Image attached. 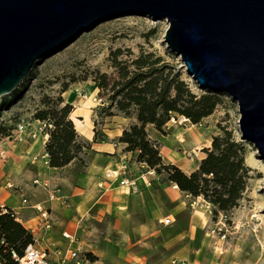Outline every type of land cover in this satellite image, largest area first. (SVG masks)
<instances>
[{"label": "rangeland", "instance_id": "374dc122", "mask_svg": "<svg viewBox=\"0 0 264 264\" xmlns=\"http://www.w3.org/2000/svg\"><path fill=\"white\" fill-rule=\"evenodd\" d=\"M167 27L165 19H153L139 12L114 16L90 25L68 44L38 59L14 90L0 96V153L6 150L1 140L11 139L6 135L16 123L38 120L34 114L45 108L42 101L46 97L55 101L61 96L63 103H70L73 108L69 117L73 119L76 132L89 133L92 127L96 139L105 140L107 136L110 139L121 125L128 128L137 122L133 111L125 115L112 108L114 115H107L108 110L103 108L109 104V93L101 91L93 80L98 72L115 75L111 53L118 49V60H131L141 52H155L175 64L192 92H204V88L187 75L179 55L167 47L164 40ZM64 84L67 89L62 91ZM218 95L220 101L214 111L198 123L173 114L161 130L152 124H146L145 129L150 140L157 143L163 161L175 164L188 174L197 169L205 156L203 150L211 146L212 137L221 134V128L231 130L234 138L243 141L245 146L244 162L249 167L246 187L237 206L223 211L203 196L180 191L165 174H158L137 161L139 167L134 170L143 175V187L146 182L152 185L151 193L158 206L150 239L157 244V251L144 258L146 263L174 259V264H264V160L255 146L241 136L236 101L225 92ZM84 118L88 123L82 121ZM38 125L36 122L35 127ZM79 138L85 140L80 135ZM90 150L89 145L86 146L74 159L77 170H80L77 166H84L88 161ZM7 158L4 161L6 177L11 178L30 165L27 157L10 156L6 162ZM164 218L169 222H162ZM92 220L94 230L103 233V221ZM113 233L110 237L117 241L118 236ZM177 237L176 243L168 242Z\"/></svg>", "mask_w": 264, "mask_h": 264}, {"label": "water", "instance_id": "95a60500", "mask_svg": "<svg viewBox=\"0 0 264 264\" xmlns=\"http://www.w3.org/2000/svg\"><path fill=\"white\" fill-rule=\"evenodd\" d=\"M143 13L200 88L236 101L238 126L264 159V0H0V96L90 25Z\"/></svg>", "mask_w": 264, "mask_h": 264}, {"label": "trees", "instance_id": "16d2710c", "mask_svg": "<svg viewBox=\"0 0 264 264\" xmlns=\"http://www.w3.org/2000/svg\"><path fill=\"white\" fill-rule=\"evenodd\" d=\"M120 50L111 53L115 75L101 72L93 77L100 90L107 91L109 104L103 109L114 115L112 108L129 115L135 112L137 122L122 130L118 141L124 150L136 153V160L147 165L158 174L177 185L178 189L192 196H203L219 210L237 206L246 187L249 167L244 162L243 141L234 138L231 130L221 128L222 133L212 137L211 146L203 151L196 170L186 173L172 163H165L157 143L150 140L146 124L161 130L173 114L198 123L210 115L219 103L217 91L204 89L195 94L182 72L175 64L155 52H141L131 60H118ZM67 89L64 84L62 91ZM45 108L35 112L34 118L47 120L44 144L47 163L51 167H62L90 144L80 140L69 117L73 106L63 103L59 96L55 101L45 98ZM8 134V132H7ZM95 140H100L96 139ZM102 140V139H101ZM33 242V234L8 207L0 209V261L2 264H18L12 254L21 256L25 247ZM87 255L93 259L91 253Z\"/></svg>", "mask_w": 264, "mask_h": 264}, {"label": "crops", "instance_id": "0c3cea01", "mask_svg": "<svg viewBox=\"0 0 264 264\" xmlns=\"http://www.w3.org/2000/svg\"><path fill=\"white\" fill-rule=\"evenodd\" d=\"M79 117L83 115L79 114ZM82 121L88 123L85 118ZM36 122L29 121V128L35 129ZM120 128L115 129L111 138L107 136L105 140H95L92 127L89 133L78 132L91 149V156L84 166H77L80 170L76 169L74 161L62 167L49 166L45 141L41 137L32 139L26 132L22 140L2 139L1 144L6 145V150L0 153V209L11 208L22 224L32 229L39 246L50 252L55 249L65 252L79 248L95 256L99 264H174V259L172 262L163 260L161 263L144 261L149 253L157 251V244H153L150 239L154 219L158 217V206L151 193L152 185L146 182L143 187V175L134 170L139 167L136 154L124 150L125 145L118 141L125 126L121 125ZM5 156H8L6 162L10 156L20 159L27 157L30 165L11 178L6 177ZM123 162L128 164L127 177L134 179L137 184L135 189L105 177L106 171L117 168ZM140 165L143 163L140 162ZM35 178L41 182L47 181L51 186H58L61 196L49 200L47 190L33 183ZM145 196L147 199H144ZM23 199L26 202H22ZM172 199L174 201L176 198ZM35 205L49 211L52 219L50 230L37 229L39 216ZM92 218L103 221V233L94 230ZM113 231L118 236L117 241L110 237ZM65 232L75 239L64 237ZM80 233L84 236L81 237ZM171 239L168 242L174 244L178 237ZM161 256L165 259V255Z\"/></svg>", "mask_w": 264, "mask_h": 264}, {"label": "built area", "instance_id": "2783aa9c", "mask_svg": "<svg viewBox=\"0 0 264 264\" xmlns=\"http://www.w3.org/2000/svg\"><path fill=\"white\" fill-rule=\"evenodd\" d=\"M37 121L39 125L33 130L29 128V121H20L19 123H16L10 133L6 135V138L22 140L23 135L27 132L32 139L41 137V140L46 141L48 136L47 128L51 125L45 121ZM128 171V164L123 162L117 168L106 171L105 177L119 181L120 185L127 186L129 189H135L137 184L134 179L127 177ZM33 183L41 185L47 190L49 200H54L61 196L60 188L58 186H51L49 182H41L38 178H35ZM61 199L63 200L64 198ZM22 202H26V199H23ZM34 208L38 211L39 216L37 229H43L45 231L50 230L52 226V219L49 217L48 210L39 205H35ZM163 221L167 223L169 222V219L165 218ZM30 231L32 233V229ZM64 237L69 238L70 240L75 239L67 232L64 233ZM12 256L18 264H99L96 259L87 256L79 248L68 249L65 252L60 249H55L50 252L39 246L38 239L34 237V235L33 242L29 243L25 247L21 256H17L15 253H13ZM173 263H175V260H173ZM0 264H2L1 261Z\"/></svg>", "mask_w": 264, "mask_h": 264}, {"label": "bare ground", "instance_id": "6f19581e", "mask_svg": "<svg viewBox=\"0 0 264 264\" xmlns=\"http://www.w3.org/2000/svg\"><path fill=\"white\" fill-rule=\"evenodd\" d=\"M182 119H184L185 120V117H182ZM264 160V159H263ZM174 187H176V184L174 185Z\"/></svg>", "mask_w": 264, "mask_h": 264}]
</instances>
